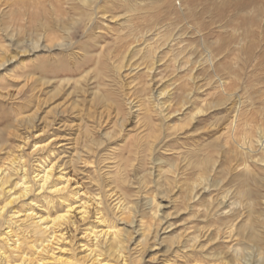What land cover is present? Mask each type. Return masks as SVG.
I'll return each instance as SVG.
<instances>
[{"label":"rangeland","instance_id":"374dc122","mask_svg":"<svg viewBox=\"0 0 264 264\" xmlns=\"http://www.w3.org/2000/svg\"><path fill=\"white\" fill-rule=\"evenodd\" d=\"M9 36L29 52L0 70V166L24 165L30 188L1 264H261L264 0H0V48ZM68 207L70 223L41 222ZM109 231L123 259L96 255Z\"/></svg>","mask_w":264,"mask_h":264},{"label":"bare ground","instance_id":"6f19581e","mask_svg":"<svg viewBox=\"0 0 264 264\" xmlns=\"http://www.w3.org/2000/svg\"><path fill=\"white\" fill-rule=\"evenodd\" d=\"M80 1L82 2L83 6H85L89 10H92L93 0H80ZM44 28L46 29L45 26H44ZM42 32H44V31H42ZM47 34H46L47 37H45V35L38 34L36 39L31 41L32 45L35 44L34 47L36 49H40L42 47L41 46V42L43 40L47 41L45 43H51L53 45L57 38H55V36H52L53 33L50 34V32H47ZM68 34H70V33H68ZM13 35H15V34H13ZM7 39H8V41H10V45L9 46H2L0 48L1 49V53H2L1 58H0V70L2 68H4L5 65L8 64L9 62H13L22 53L26 54V53L29 52L27 49H25L23 51L21 50V49H23V46H22L23 42L21 40H16V38L14 36H9ZM54 45H56V44H54ZM57 46L60 47V48H64V47H69L70 48V47H72L71 44H69L68 46H64L62 43H60ZM8 48L9 49L12 48L15 51V55L14 56H12V54H9L10 50ZM132 49H133V47H132ZM130 52H131V50H130ZM126 56H125V59H126ZM113 65H115V64H113ZM126 66L128 67V65H126ZM123 67L120 66V70H124L125 68H123ZM151 67L152 66H150V68ZM116 68H118L117 70L119 72H122V71L119 70V67H116ZM121 68H123V69H121ZM154 69L155 68L151 69V71H149L148 73L152 74ZM117 70H115V71H117ZM42 71L45 74L53 72V70H45L44 68L42 69ZM118 75H120V73ZM39 82L42 85H51V84H53L50 80H47V79L44 80V78L38 79L36 84L39 83ZM65 83H68V82H66V80L62 81L60 86H63ZM159 102H161V101H159ZM40 149H42V148H40ZM41 152H42V150H41ZM51 164H53V163H51ZM24 168H25V166L23 165L22 166V170L20 172V171L16 170L15 168L14 169H8V168H5V166H0V198L1 197L6 198V204L4 203L5 204L4 206H1V204H0V230L4 229L5 227L8 228V226H6V224L7 225L8 224L11 225L9 223L10 219H12V217H15V216L18 215V213L17 214H13V209L12 208L15 207L17 204H19L20 202H22L23 200H25L28 197V195H29L30 182H29V177H28V174H27L26 170H23ZM8 170H9V172H8ZM55 170H58V167H57L56 164H53V165H50V167H48L47 171L44 172V174H38L37 178L40 179L43 189H45V187L50 185V183H51V181H52V179L54 177ZM18 178H20L21 181L23 182L22 185H20V182H16ZM51 189H52V191L55 194H59V193L62 194V192H63V189L58 188L57 185L52 186ZM208 190H209V188L207 186H204V185L200 187V190H199V187L194 188V190H193L194 191L193 192V195H194L193 196V200H196V202L199 201L201 199V194L203 192L206 193ZM61 199L64 200L65 202L67 200V198H65V197H61ZM222 206L225 207L226 206V202H223ZM154 208H155V210L157 209V211L154 214V217H155L156 220L157 219L159 220L160 219L159 215L161 213V210L159 208V205L155 204V201H154ZM88 209H89V207L87 205H85L82 208L83 214H85V215L88 214L89 213ZM128 209H129L130 213L133 211L132 208H128ZM72 211H73V207H68V210L66 211L65 214L62 213L63 215H59V216H57L55 218H54L53 215H52L53 217L51 216V217H49L47 219H43L42 218L41 222L44 225L50 223L52 225V227H54V226L57 227L58 225L63 226L65 224L70 223V221H71V216L70 215H71ZM208 211H211V209L208 210ZM225 215H227V214H225ZM40 231H44L42 229V227H41V230H37V229L33 230V232L36 235L39 234ZM106 235H107V237H110V240L109 241L107 240L103 244V247L101 249L97 250L96 255L103 254L105 252V253H109L111 256L113 255V257H116L119 260L123 259L125 257L126 252L128 251V248L126 246V244L128 242V236H126L124 234H121L119 232L113 233V232H110V231L107 232ZM259 237H262V236L256 235L255 239L259 240L260 239ZM148 238H149L148 236H145L144 242H147ZM196 241L199 242V238H196ZM14 244H17V243H14ZM191 248H194V246H192ZM0 255H4V254H0ZM5 256H6V253H5ZM1 257H3V256H1ZM27 257H28V255L22 252L21 258L18 261V262H20L19 264H30L31 262H29L30 260L27 259ZM240 259H241V257L239 258V260ZM1 261H3V262L6 261V264H18V262L8 261V260H5L3 258H1ZM260 262H261V264H264V259L261 260ZM0 264H1V262H0ZM245 264H251V263L247 262Z\"/></svg>","mask_w":264,"mask_h":264}]
</instances>
